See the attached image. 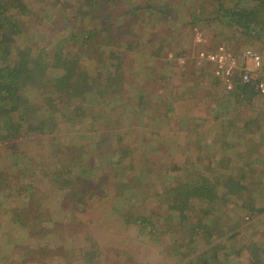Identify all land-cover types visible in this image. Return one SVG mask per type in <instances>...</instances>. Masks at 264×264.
I'll return each mask as SVG.
<instances>
[{
  "label": "rangeland",
  "instance_id": "rangeland-1",
  "mask_svg": "<svg viewBox=\"0 0 264 264\" xmlns=\"http://www.w3.org/2000/svg\"><path fill=\"white\" fill-rule=\"evenodd\" d=\"M23 1L30 12L25 16L13 11V16L21 22L22 33L16 38L10 58L3 56L1 61L13 64L21 50L34 56L50 52L46 57L48 69L41 71L40 76L57 78L73 71L75 84L68 86L73 95L79 93L82 82L79 75L86 73L91 77L90 82H97L99 88L110 91L109 101L123 95V107L127 101L128 105L138 103L140 110L129 108L122 115L120 105L114 107L109 101L92 100L90 114L94 113L98 119L94 128L89 116L75 118L74 110L68 106L56 116L57 120L63 118L67 122L60 121L55 133L0 141V224L9 226L2 224L6 232L0 252L8 254L5 264H184L208 250L210 244L220 242L218 235L224 229L225 236L230 235L228 229L236 217L245 216L249 211L237 207L234 202L241 200L235 196L215 201L212 208L193 205L182 213L171 208L174 188L204 173V167L214 168L218 159L214 141L216 136L220 137L216 129L224 132L221 125H215L214 114L209 113L218 109L214 98H208L209 94L219 95L212 87L216 80L212 66L198 64L195 56L200 48L213 49L224 43L238 51L253 47L264 59V44L250 40L241 30L234 29L237 27L230 28L213 19L215 0H156L154 4L165 8V12L172 8L166 20L160 13L151 16L148 11H139L134 18L126 15L135 0H112L102 12L91 11L86 6L87 0ZM104 1L99 0L100 6ZM147 1L141 0L140 4ZM102 21L109 29L105 41L100 39L102 34L86 40L87 36L82 33L104 27ZM200 30L206 34V43L195 40V33ZM127 42L132 44L131 49L125 46ZM118 64L129 70L113 72ZM97 92L95 88L91 94ZM30 96L36 98L33 94ZM38 96L42 102H34L32 105L36 108L42 107L44 101L42 91ZM260 100L252 106L264 107L260 106L264 104ZM70 101L76 102L74 98ZM232 102L235 106L231 112L238 119L252 112L247 110L246 103ZM83 108L87 109L88 104L84 102ZM205 113L207 119L202 120ZM119 117L122 124L117 127L115 120ZM251 129L259 132L256 126ZM235 134L234 151L240 156L244 149L251 153L260 142L264 144V132L242 144L239 142L245 138L246 130ZM59 140L70 141L76 151L66 149L57 153ZM103 142L109 143L110 151L121 146L127 149L129 158L123 160L120 171L113 162L116 158L102 153L108 147ZM90 149L98 150L99 154L91 156L87 153ZM78 151L84 154L80 166L74 169L88 171L94 162L107 167L100 176L104 190L98 187L97 181L81 180L79 174L65 181L64 175L46 171L51 168L50 163L66 165L69 158L64 157L77 156ZM45 152L55 158L42 163ZM241 162L240 157H235L231 165L219 167L241 180L242 189L247 192L244 201L255 208L264 207V164L248 166L250 169L246 171L241 168ZM211 169L206 173L221 174L219 168ZM14 177L15 187L5 192ZM259 179L262 186L255 184ZM127 181L136 183V192L124 191ZM59 186L70 190L61 192ZM216 216L223 229L210 228L207 218ZM241 221L246 222L242 238L262 239L264 213ZM12 222L15 229H11ZM207 229L214 232V239L206 233ZM195 232L200 237L203 235L195 244L196 250L190 256L179 258V253H186L185 246L194 239ZM258 242L264 248V240ZM180 244L182 249L178 247ZM233 250L229 251L233 253ZM249 252H235L241 255L231 259L238 264H250L253 260ZM261 256L264 261V253Z\"/></svg>",
  "mask_w": 264,
  "mask_h": 264
},
{
  "label": "trees",
  "instance_id": "trees-1",
  "mask_svg": "<svg viewBox=\"0 0 264 264\" xmlns=\"http://www.w3.org/2000/svg\"><path fill=\"white\" fill-rule=\"evenodd\" d=\"M12 0H0V58L3 56L9 57L12 54L14 49V43L18 35L22 33L21 22L19 19L13 16V11H19L22 15L27 16L30 12L28 9V5L23 0H13L14 3L10 4ZM89 5H86L91 11H99L102 12L105 10L107 5H109L112 0H105L103 4L100 6L99 0H87ZM141 0H135L132 9L126 12V15L135 16L139 11H148L151 12L152 15L161 14L160 17L163 20L167 19V15L172 11V8H169L167 12H165V8L162 6L155 5L154 2L156 0H148L146 4H140ZM145 1V0H144ZM216 4L212 14L214 15L213 19L219 20L224 25L234 28L237 30H241V32L250 40H257L264 44V0H215ZM157 16V15H156ZM134 18V17H133ZM132 18V20H133ZM160 18V19H161ZM89 20V19H87ZM193 23V22H192ZM99 25V24H98ZM104 27L97 29L86 30L82 33L83 36H87V39L94 38L98 34H102L103 37H100L102 41H105L107 38V34L109 33V29L105 28L107 23L102 21V26ZM199 30V29H198ZM202 31V30H200ZM204 32V31H202ZM205 34V32H204ZM206 35V34H205ZM103 38V39H102ZM135 42V41H133ZM127 49L132 48V44L127 42L125 44ZM235 51H238L234 49ZM55 51L53 50V54ZM50 54L40 53L38 56H34L31 52L26 50H21L18 52L17 59L14 60V63H10L9 61L5 63L3 60H0V141H6L10 138L20 137L24 135H50L56 132V128L60 126V121H66L63 118L61 120H57L56 116L58 113H62L63 109L72 108L74 110L75 118H85L89 116V121L92 123L93 128L97 126L98 119L96 115L90 114V106L92 100H96L98 102H107L109 101L110 91H106L99 88L96 80L93 79L92 83L91 77L86 73H81L79 85V93L71 94L68 89V86L73 87L75 84V73L73 71H67L61 76L57 78H48L46 76H40L39 73L42 71L45 72L48 69V61L46 57ZM51 55V54H50ZM44 59V60H43ZM129 67L121 68V65L118 64L114 67V71H127ZM213 74V72H212ZM216 81L220 83L224 90L227 92L223 94L222 100L220 101H228L230 99H235L237 103H246L248 105L246 108L252 106L253 102L257 99H261L262 103H264V95L260 96L256 91L255 87L250 84H244L238 79L236 81V86L233 91H228L225 89L224 85L215 77ZM97 85V86H96ZM103 86V85H99ZM109 87V86H108ZM95 88H98V92L96 95H92L91 93ZM42 91V95L44 98L42 107H33L34 102L41 103L40 92ZM50 92V93H48ZM33 94L36 98H32L30 95ZM260 97V98H259ZM75 99L76 102L70 101L71 99ZM123 101H125V96H121L119 99H112L109 101V104L114 107H123ZM217 100V99H216ZM87 101V102H86ZM88 104V108H83V103ZM142 102V101H141ZM140 102V104H141ZM126 106L123 107V111L121 114L123 115L129 108L135 109V111H139L140 105L137 103L136 105L130 104L128 105L127 101L125 102ZM264 105V104H262ZM69 108V109H70ZM252 108V107H251ZM223 112L227 111V108L222 109ZM102 116L104 114H101ZM121 117L115 120V125L117 127L122 124L120 120ZM218 119V117L216 118ZM223 122V121H222ZM260 122L256 118L254 122L250 124V128L252 126L258 127L260 134L264 132L262 130L263 125H259ZM258 125V126H257ZM249 126V125H247ZM116 127V126H115ZM221 127H224V124H221ZM224 129V128H223ZM250 130V129H249ZM230 131V130H229ZM126 134V132H124ZM123 134V136H124ZM122 136V138H123ZM108 142V141H107ZM107 142H103L101 144H106ZM58 150L63 151L66 149H72L76 151L75 145L70 141L63 142L57 141ZM108 147L103 149L105 155H113L116 158L113 161L116 166H120L123 163L125 158H129L127 156V149L121 147H114L112 151H110L109 143L106 144ZM121 150V153H118ZM78 155H72L71 157L66 155L64 158H69L66 161V165L62 166L60 163L57 165H53L50 163L51 168H47L46 171L51 174L58 176L60 174L64 175L65 181L73 180L74 176L77 174L81 176V180L83 181H97V184H100L98 187L104 190L105 185L100 181L101 175H103L102 171L107 170L102 163L94 162L92 164V168L90 170H80L74 169L80 166L79 161L83 158V152L78 151ZM91 154V156H97L99 151L96 149H90L87 152ZM73 154H76L75 152ZM46 158L44 159V156ZM117 155H120L117 158ZM146 156V154H143ZM148 157V156H147ZM50 158H55L53 154L46 153L42 155V163H47ZM107 161V160H106ZM112 162V161H110ZM112 162V163H113ZM49 164L46 165V167ZM119 167V171H120ZM204 173L201 172V175H197L196 177H192L186 180L185 184L180 185L179 188H174L172 190V199L174 203L171 208L177 209L180 213L186 211L191 206L200 205V208L205 209L206 206H214L215 201H223L226 200L228 196H235L241 201H235V204H238L239 208H246L249 211L246 213L247 215H243L236 217V221L233 225L228 229L231 231L225 236V229L220 232L218 237H221V241L215 243V245L208 246V250L198 253L193 257L189 258L184 264H238V262L231 259L233 256L239 257L242 251L249 252L252 258V262L250 264H264L261 254L264 253V248L260 245L261 243L258 240H264V232L261 234L262 239H257L254 237L242 238V234L245 230L244 225L245 221H241L247 217L248 219H254L259 217L264 213V207H257L251 205L249 201H244L246 197L245 189H242L243 185L241 180L237 179L234 175L228 174L226 172H222L217 175H210L206 173V171L211 168L206 166L203 168ZM214 169V168H212ZM211 169V171H212ZM201 171V170H200ZM251 171V170H250ZM224 175V176H223ZM10 188L5 192H11L13 187H15V177L9 180ZM125 192H136V183L134 182H126ZM232 184L235 187L232 188ZM255 184L262 186L263 182L261 179L257 180ZM262 184V185H261ZM61 192H65L66 190H70L67 187L59 186ZM4 192V191H3ZM22 199V198H21ZM194 206V207H195ZM260 206V205H259ZM198 208V209H200ZM18 211L19 207L16 208ZM11 213V212H8ZM249 213V214H248ZM6 216V215H5ZM11 216V215H10ZM219 216L213 218H207L210 220V228H220L223 229V225L220 223L218 219ZM5 217H2L1 221H4ZM144 219H148L147 216ZM6 220H8L6 218ZM14 225V222H12ZM229 223V222H228ZM9 226L4 223L0 224V248L3 246L2 243L5 239V232ZM3 227V229H2ZM11 229H15V225L11 226ZM211 229H207L206 233L214 239V232ZM190 233V232H189ZM201 235V234H200ZM200 235H197V232L194 234V239H190L185 246V254H178L179 258H182L183 255L190 256L195 250V244H198L199 240L202 238ZM193 237V236H192ZM200 237V238H199ZM217 237V238H218ZM199 238L197 241L195 239ZM230 243L231 245L227 244ZM260 245V246H259ZM179 249H182L183 245L180 244ZM220 248L219 252L218 249ZM233 250V253L238 252L240 255H236L231 253L229 250ZM184 253V252H183ZM23 254H21L22 257ZM8 254L0 252V264H5ZM40 256V255H39ZM216 259V262L213 261Z\"/></svg>",
  "mask_w": 264,
  "mask_h": 264
},
{
  "label": "crops",
  "instance_id": "crops-1",
  "mask_svg": "<svg viewBox=\"0 0 264 264\" xmlns=\"http://www.w3.org/2000/svg\"><path fill=\"white\" fill-rule=\"evenodd\" d=\"M253 45V44H252ZM218 82L215 80L214 82H212V87H215L216 92L219 95H214L215 93L212 92V90H210L212 93L209 94V99L214 98V103L216 104L217 111L214 113L209 112L211 114H214L213 120L215 125L219 124H224V132H222V130L220 129H216V132H218V135H221L224 133V135H222V137L220 138L219 136L215 137V148L218 150L216 153V159L215 160V165H213L214 168H219L218 171L225 172L223 171L219 165H225L226 163H228V165H231V161H233V158L235 157H240V159H242L241 164V168L245 169L246 171H249L250 168L252 167H256L257 165H261L264 164V144L262 142H260V144L258 146L255 147V152H251V153H247L245 151V149L243 150V154L242 156H240L238 153H236L234 150L236 149L237 144H235V138H236V134L238 131H243L246 130V135L245 138L241 139L242 141H240L239 143L242 144V142L244 140H250L251 138H253V136L259 132L256 131H252L251 128L255 127L252 126L250 128V124H252L254 122V119H258L260 124L259 125H263L264 127V107L260 108H256L252 106L248 107L247 110H251L252 112L249 114H247V116L242 117L240 119H238L237 117L234 116V113H232L231 111H233L235 103H233L232 101H235V99H230L228 101H220L222 100L223 97V89L221 88V84H217ZM211 87V85H209ZM223 87V86H222ZM217 99V100H216ZM236 102V101H235ZM248 106V105H247ZM260 106H264V105H260ZM227 108V111L223 112V108ZM250 108V109H249ZM256 110V111H255ZM249 112V111H248ZM254 112H256L258 115H256ZM218 117V119H216ZM207 119V113H205L204 115H202V120H206ZM223 121V122H222ZM249 125V126H247ZM250 129V132H248ZM230 130V131H229ZM264 130V128L262 129ZM261 131V130H259ZM230 133V134H228ZM252 140V139H251ZM223 152H220V151ZM218 153H220V155H218ZM227 159L226 163L225 160ZM217 160H220V164L217 163ZM262 160V161H261ZM248 166H250V168L248 169ZM227 168H229V166H227ZM248 169V170H247Z\"/></svg>",
  "mask_w": 264,
  "mask_h": 264
},
{
  "label": "built area",
  "instance_id": "built-area-1",
  "mask_svg": "<svg viewBox=\"0 0 264 264\" xmlns=\"http://www.w3.org/2000/svg\"><path fill=\"white\" fill-rule=\"evenodd\" d=\"M206 35L196 31L195 40L206 43ZM198 64L207 63L212 66L213 75L224 85L228 91H233L236 81L250 84L255 91L264 95V59L255 48L246 46L240 51H235L224 43L211 49L200 48L195 56Z\"/></svg>",
  "mask_w": 264,
  "mask_h": 264
}]
</instances>
